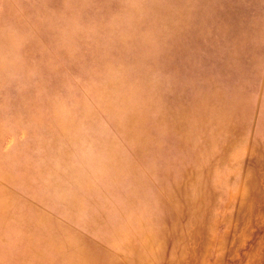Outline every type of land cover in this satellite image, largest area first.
Here are the masks:
<instances>
[{
	"label": "rangeland",
	"instance_id": "obj_1",
	"mask_svg": "<svg viewBox=\"0 0 264 264\" xmlns=\"http://www.w3.org/2000/svg\"><path fill=\"white\" fill-rule=\"evenodd\" d=\"M0 264H264V0H0Z\"/></svg>",
	"mask_w": 264,
	"mask_h": 264
}]
</instances>
